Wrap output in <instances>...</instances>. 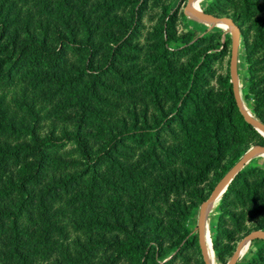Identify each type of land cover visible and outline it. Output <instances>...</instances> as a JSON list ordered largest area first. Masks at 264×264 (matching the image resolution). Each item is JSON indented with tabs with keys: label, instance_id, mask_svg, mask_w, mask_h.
<instances>
[{
	"label": "trees",
	"instance_id": "obj_1",
	"mask_svg": "<svg viewBox=\"0 0 264 264\" xmlns=\"http://www.w3.org/2000/svg\"><path fill=\"white\" fill-rule=\"evenodd\" d=\"M187 1L0 0V264H206L189 221L264 136L221 73L232 38L179 29ZM205 12L238 25L264 123V0ZM218 201L226 263L264 232V167ZM254 242L236 264H264Z\"/></svg>",
	"mask_w": 264,
	"mask_h": 264
},
{
	"label": "rangeland",
	"instance_id": "obj_2",
	"mask_svg": "<svg viewBox=\"0 0 264 264\" xmlns=\"http://www.w3.org/2000/svg\"><path fill=\"white\" fill-rule=\"evenodd\" d=\"M212 1L213 0H197L194 3V8L201 9V10L205 11L206 7ZM187 3H188V1L184 4L183 10H182L185 15H186L185 7H186ZM176 4H177V2H175L173 5L175 6ZM155 12H156L155 9L150 8L146 13V17H145L144 23H143L144 26H143V30H142V32H143L142 40H144L147 33L152 28V25H153L152 16L155 14ZM186 16H187L186 20L181 19V21H180L179 29L181 31H184L185 23H188L191 27L196 28L201 32H204L206 30H222L224 32L225 37H230V38L233 37V28H231V27H228V26L221 24V23H211V22L202 21V20H199L196 18H191L188 15H186ZM232 65H233V42H232L231 47H230V52L226 56V58L223 62V69L221 70V73L224 75L229 73L232 77V69H233ZM247 77H248V71H247V63L245 60V47L243 44V40L241 38V45L239 48V61H238V91H239V95L242 99L244 106L252 114H254L253 108H252L251 95L249 94V92L247 90V83H248ZM255 145H257V144L251 145V147L249 149H251ZM248 163H252L253 165H259V166L264 167V152L258 154L256 157H254ZM218 205H219V201L211 204L209 207V210H208L207 223H206V245L208 246V248H206V251L208 254L209 262L211 264H229L231 257L228 258V262L223 263L217 258L213 248H210V245L212 247V240L211 239H212V235L215 231V226H216L218 216H219ZM189 225L195 232L196 231L201 232V229H200V210H198L194 213V217L192 219H190ZM242 239H243V237L237 242L236 248ZM255 248L256 247H255L254 240L248 241L246 243V245L244 246L241 254H240L241 258L249 257L252 254V252L255 250ZM202 256H203V254H202Z\"/></svg>",
	"mask_w": 264,
	"mask_h": 264
},
{
	"label": "water",
	"instance_id": "obj_3",
	"mask_svg": "<svg viewBox=\"0 0 264 264\" xmlns=\"http://www.w3.org/2000/svg\"><path fill=\"white\" fill-rule=\"evenodd\" d=\"M196 0H188V3L185 7V13L191 18H196L202 21L211 22V23H221L228 27L233 28V69H232V82L234 86V92L236 100L239 106L241 113L244 115L245 119L252 123L258 131L264 136V123H262L254 114H252L243 104L242 99L238 91V61H239V48L241 45V32L238 25L227 16H216L210 13L205 12L201 9L194 8V3ZM264 152V145H255L247 151V153L242 157V159L225 175V177L216 185L211 196L204 201L200 206V245L202 254L206 264H211L209 262L208 254L206 248V223L208 210L211 204L217 202L225 189L227 188L230 181L236 176V174L254 157L258 154ZM257 237H264V232L262 231H252L239 242L236 251L232 255L229 264H236L240 254L248 241L254 240Z\"/></svg>",
	"mask_w": 264,
	"mask_h": 264
},
{
	"label": "bare ground",
	"instance_id": "obj_4",
	"mask_svg": "<svg viewBox=\"0 0 264 264\" xmlns=\"http://www.w3.org/2000/svg\"><path fill=\"white\" fill-rule=\"evenodd\" d=\"M196 1H197V0H196ZM196 1H195V2H196Z\"/></svg>",
	"mask_w": 264,
	"mask_h": 264
}]
</instances>
